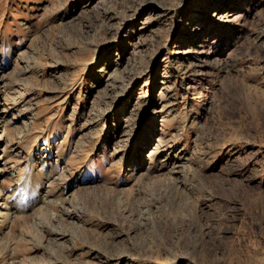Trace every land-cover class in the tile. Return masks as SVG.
<instances>
[{
	"label": "rangeland",
	"instance_id": "obj_1",
	"mask_svg": "<svg viewBox=\"0 0 264 264\" xmlns=\"http://www.w3.org/2000/svg\"><path fill=\"white\" fill-rule=\"evenodd\" d=\"M0 99V264H264V0H0Z\"/></svg>",
	"mask_w": 264,
	"mask_h": 264
},
{
	"label": "bare ground",
	"instance_id": "obj_2",
	"mask_svg": "<svg viewBox=\"0 0 264 264\" xmlns=\"http://www.w3.org/2000/svg\"><path fill=\"white\" fill-rule=\"evenodd\" d=\"M222 10V8H220L219 10L217 9L215 12H216V15H217V19L218 18H224V17H226V18H228V17H232L233 15L234 16H237L239 13H237V14H234L233 12H222L221 11ZM222 13H221V12ZM200 35L202 36V32L200 33ZM3 100L2 99H0V166H2L1 164H2V162H5V158H4V155L2 154V152H1V149H3V145L5 144L4 142H5V134H6V130H7V128H6V122L8 121V116H9V109H8V106H7V104L5 105H3V102H2ZM17 102V101H16ZM5 103H7L6 101H5ZM1 104L3 105V106H1ZM13 114V113H12ZM13 116H14V114H13ZM11 122V121H10ZM160 138V137H159ZM4 151V150H3ZM153 151V150H152ZM5 159V160H4ZM4 164V163H3ZM2 174V171H1V169H0V175ZM0 192H2V190H1V188H0ZM4 192V191H3ZM2 195V194H1ZM6 195V194H5ZM4 195V196H5ZM6 197V196H5ZM6 199V198H5ZM9 203V202H8ZM8 203H7V201L5 200V201H2L1 202V196H0V216H2V218L4 217H8V219H9V211H8V209H10V207L8 206L7 207V205H8ZM7 209V210H6ZM10 211H12V210H10ZM10 216H11V214H10ZM11 218V217H10ZM6 219V218H5ZM4 219H2V221H3ZM4 222V221H3ZM1 223V222H0ZM3 227V225H0V228H2Z\"/></svg>",
	"mask_w": 264,
	"mask_h": 264
}]
</instances>
